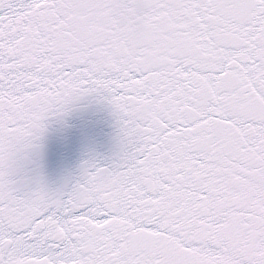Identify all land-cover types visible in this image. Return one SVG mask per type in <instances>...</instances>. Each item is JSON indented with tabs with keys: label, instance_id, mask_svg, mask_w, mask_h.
<instances>
[{
	"label": "snow or ice",
	"instance_id": "6c2138e0",
	"mask_svg": "<svg viewBox=\"0 0 264 264\" xmlns=\"http://www.w3.org/2000/svg\"><path fill=\"white\" fill-rule=\"evenodd\" d=\"M91 108L115 151L54 188ZM0 264H264V0H0Z\"/></svg>",
	"mask_w": 264,
	"mask_h": 264
},
{
	"label": "water",
	"instance_id": "95a60500",
	"mask_svg": "<svg viewBox=\"0 0 264 264\" xmlns=\"http://www.w3.org/2000/svg\"><path fill=\"white\" fill-rule=\"evenodd\" d=\"M114 129L107 112L99 108L75 114L66 126L53 123L45 140L43 174L52 187L74 176L87 153L110 157L115 151Z\"/></svg>",
	"mask_w": 264,
	"mask_h": 264
}]
</instances>
